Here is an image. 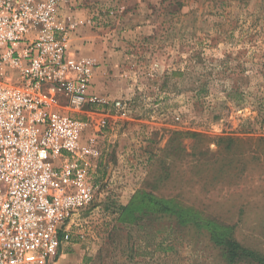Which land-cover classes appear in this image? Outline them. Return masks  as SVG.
<instances>
[{"label": "rangeland", "instance_id": "rangeland-1", "mask_svg": "<svg viewBox=\"0 0 264 264\" xmlns=\"http://www.w3.org/2000/svg\"><path fill=\"white\" fill-rule=\"evenodd\" d=\"M61 18L103 100L70 112L90 122L98 187L62 264H227L206 227L147 201L119 217L133 195L171 199L264 253V0H65Z\"/></svg>", "mask_w": 264, "mask_h": 264}, {"label": "built area", "instance_id": "built-area-1", "mask_svg": "<svg viewBox=\"0 0 264 264\" xmlns=\"http://www.w3.org/2000/svg\"><path fill=\"white\" fill-rule=\"evenodd\" d=\"M64 1L0 0V264H62L98 187L90 122L70 112L103 100L90 88L96 63L71 52ZM113 109L128 112L120 99Z\"/></svg>", "mask_w": 264, "mask_h": 264}, {"label": "trees", "instance_id": "trees-1", "mask_svg": "<svg viewBox=\"0 0 264 264\" xmlns=\"http://www.w3.org/2000/svg\"><path fill=\"white\" fill-rule=\"evenodd\" d=\"M145 205L153 208L160 215H173L177 217L182 223H190L195 226L206 227L211 234V240L221 251V254L227 264H264V253L257 251L253 248L244 246L232 236L230 227L216 223L214 220L198 221L196 215L187 207H183L173 200H168L159 196L153 197H140L133 195L130 201L124 205L119 217L125 218L130 215L135 209H138L137 203L146 202ZM128 217V218H129Z\"/></svg>", "mask_w": 264, "mask_h": 264}]
</instances>
